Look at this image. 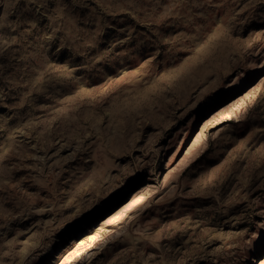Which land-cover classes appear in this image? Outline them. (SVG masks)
<instances>
[{
    "label": "rangeland",
    "instance_id": "rangeland-1",
    "mask_svg": "<svg viewBox=\"0 0 264 264\" xmlns=\"http://www.w3.org/2000/svg\"><path fill=\"white\" fill-rule=\"evenodd\" d=\"M0 264H264V0H0Z\"/></svg>",
    "mask_w": 264,
    "mask_h": 264
}]
</instances>
